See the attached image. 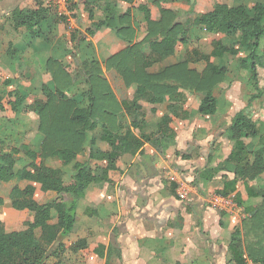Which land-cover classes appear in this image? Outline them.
I'll use <instances>...</instances> for the list:
<instances>
[{"label":"trees","instance_id":"obj_1","mask_svg":"<svg viewBox=\"0 0 264 264\" xmlns=\"http://www.w3.org/2000/svg\"><path fill=\"white\" fill-rule=\"evenodd\" d=\"M68 1L75 8L83 2L89 11V19L93 20L94 5L85 0H78L76 4L74 0ZM161 1L154 0V4L159 6ZM253 1L247 6L244 0H226L200 15H195L191 7L182 20L174 12L159 7V19L151 21L149 10L142 7L145 35L138 42H134L135 32L129 23V13L117 17L118 27L113 22L114 16H106L104 20L93 21L86 34L92 36L101 26H106L121 37L128 33L130 45L111 56L104 66L95 61H82L79 73L73 75L60 62L48 60L54 91L39 84L46 101L35 100L28 108L39 121L37 148L25 149L27 162L17 171H14V151L0 153V181L14 182L9 206L32 214L31 221L23 223L22 229L11 232L5 230L0 220V264H61L77 252L86 251L85 240H67L79 230L76 210L86 189L92 183L108 182L111 175H120L116 159L122 154L137 152L144 142L161 151L164 142L171 138L169 124L172 119L186 120L191 113L184 109L186 95L181 89L202 95L197 109L200 116L215 114L218 101L213 91L224 81L227 69L215 64L214 60L243 52L245 56L240 59V67L248 70L255 80L256 68L264 69V46L260 48L264 43V0ZM50 15V8L40 4L34 8H16L12 11V25L14 29L24 27L33 32ZM204 34L220 35L212 43L209 53H205L203 46ZM75 40L73 34L72 41ZM168 57H175L177 63L161 68V62ZM77 76L87 89L68 96L66 91ZM130 88L134 90L132 99L128 93ZM138 99L149 104L168 101L167 113L154 134L146 131L150 117L145 116ZM22 101V97H17L11 105L12 110H17ZM127 119L131 120L128 122ZM98 129L109 152H90L89 159L107 162L105 168L93 170L78 156L84 150L86 134ZM134 130L139 132L137 136ZM225 134L233 144L231 152L208 173L212 177L213 172L220 169L234 174V179L223 185V191L217 192L220 196L226 197L238 182L246 184L248 195L247 201L240 197L234 200L242 207L246 218L232 234L228 246L229 263L264 264V188L258 190L248 186L264 174V133L258 130L247 112L239 111L232 117ZM173 154L186 158L175 149ZM37 159L41 160L40 164ZM48 159L57 160L63 169L72 171L69 185L63 182L62 168L46 167L42 163ZM202 179L206 180L207 176L204 174ZM20 181L29 184L20 189L15 184ZM36 191L54 192L56 198L41 204L34 199ZM255 198L261 201L252 202ZM4 203L0 198V210Z\"/></svg>","mask_w":264,"mask_h":264},{"label":"crops","instance_id":"obj_2","mask_svg":"<svg viewBox=\"0 0 264 264\" xmlns=\"http://www.w3.org/2000/svg\"><path fill=\"white\" fill-rule=\"evenodd\" d=\"M77 1L74 0V3ZM85 1L95 6L93 20L89 19V11L83 2H79L78 6L73 8L80 10L84 6L82 9L85 14L81 13L80 18L75 19L77 27L88 25V29L93 21L104 20L106 16H114L116 19L113 22L118 27L120 22L117 17L129 13V23L135 32L134 42L140 41L145 35L142 7L149 10L151 21L159 19V7L174 12L181 20L193 4V0H162L159 6L154 4V0H134L133 3L123 0ZM52 2L54 3L53 0H0V153L14 151V171L27 162L25 149L37 148L39 121L33 113H29L28 108L35 100L46 101L40 92L39 84L54 91L52 76L47 67L48 60L60 62L69 73L75 75L79 73L82 61H95L104 66L111 56L130 45L128 33L121 37L106 26H101L92 36L85 32V35L75 41H72V35L69 39L65 32L69 44L61 47L55 45L58 41L53 42L51 35L55 30L54 23L57 22L58 26L60 18L54 19L55 15L50 7ZM37 4L50 8L51 12L50 17L38 26L45 25L48 30L47 34L43 35L44 38L37 34L38 27L31 32L24 27L14 29L12 25L14 9L34 8ZM207 35L211 34H204V37ZM70 47H75L76 50L68 53L67 49ZM109 48L115 50L110 52ZM176 63L175 57H168L161 62L160 67L165 68ZM86 89L87 86L77 76V80L66 94L73 96ZM183 92L186 95V92ZM128 93L132 99L133 88H130ZM17 97H22L23 101L14 111L11 105ZM140 105L145 116L150 117V121L145 125L146 131L156 133L158 123L167 113L168 101L158 104L145 101ZM250 105L249 100L245 107L227 116L226 103L224 108L219 109L217 106L214 115L200 116L196 114L199 103L197 107L192 108L188 105L186 97L184 109L190 110L191 113L186 120L172 119L169 124L171 138L164 142L161 151L144 142L137 152L122 154L116 159L115 164L121 172L120 175H111L108 182L92 183L86 189L76 210L79 216V230L76 234L68 236L67 240H85L88 249L77 252L74 257L64 260L61 264H230L228 246L232 234L240 228L246 216L242 207H238L234 200L240 197V200L247 201V188L245 183L238 182L226 197H220L217 192L223 191V185L232 181L234 174L216 169L218 171L213 172L211 177L208 171L223 162L231 152L233 144L227 139L225 131L231 125L234 114L245 111L252 120L256 119L255 112H252L254 108ZM193 114L198 115L197 118L191 119ZM129 120L131 119H127L128 122ZM260 126L259 129L256 124L258 130L264 133L263 124ZM133 133L137 136L139 132L134 130ZM196 133L198 135L194 137ZM100 136L99 129L87 133L84 150L78 156L81 162L88 163L93 170L107 166L105 160L89 159L91 151L109 152L108 145L101 141ZM173 149L186 158L175 156ZM36 162L40 164L41 160L37 159ZM42 163L46 167L62 168L57 160L48 159ZM62 170L63 182L69 185L72 171L67 168ZM168 171L177 172L183 180L189 182L192 190L187 201L178 200L176 185L165 178ZM202 174L207 176L206 180L202 179ZM263 178L264 174L248 183V186L258 190L264 188L256 185ZM13 184L14 182L0 181V198L5 201L0 210V220L3 224L5 223L1 214L4 210L28 212L17 211L9 206ZM15 184L24 189L29 183L20 181ZM54 198V192L36 191L34 194V199L41 204ZM251 200L254 203L261 201L260 198ZM226 202L233 204L234 208L227 210L229 206H226ZM66 257H69L68 254Z\"/></svg>","mask_w":264,"mask_h":264},{"label":"rangeland","instance_id":"obj_3","mask_svg":"<svg viewBox=\"0 0 264 264\" xmlns=\"http://www.w3.org/2000/svg\"><path fill=\"white\" fill-rule=\"evenodd\" d=\"M50 4V7L52 9V13L55 15V18H60V21L58 26L57 22L54 23L55 30L52 32L51 38H53V42L56 40L58 42L55 43L57 46H66L69 44V40L65 37V32L67 33V36H69V39H71V35L75 34L76 39L81 38V35H85L86 26H80L77 27L75 23L76 18H80L81 13L85 14V11H83L82 7L80 10L77 8L75 10L73 7H71V1L68 0H53ZM226 0H193V4H191L195 15H199L203 12L208 11L211 9L214 3L216 2H225ZM245 4L247 6H251L253 4V0H244ZM92 4V3H89ZM71 10L69 11V9ZM79 10V11H78ZM71 12H74L71 14ZM60 14V15H59ZM59 15V16H58ZM73 19V21H72ZM182 20V19H181ZM77 27V28H76ZM90 27V26H89ZM49 29V28H48ZM47 29L45 25H41L36 29L37 34L39 37H43L44 34H47ZM56 35L59 37H56ZM204 37V35H203ZM220 37L219 34H211L204 37V43L203 46L205 47V53H209L212 50V43L217 40ZM71 42V40H70ZM102 44H100V47ZM264 43L261 44L260 48H263ZM65 49V48H64ZM76 48L70 47L69 50L67 49V52L69 51H75ZM115 48H109V51H114ZM243 55H245L243 52H240L236 56H229L225 55L222 60L216 59L214 60L215 64H223L226 66L227 74L225 77V81H223L220 85H218L213 93L218 101V108H224L223 105L227 103L228 108L226 109L228 111V114H232L234 111L239 110L242 107H245L248 103V101H251V107L254 108L252 112H255L256 119H253L255 124H257V127L260 129V124H263L264 126V70L257 67L256 72V78L255 80L252 79L251 73L247 70L240 68V58H242ZM69 67V66H67ZM191 67V65H190ZM66 68V67H65ZM67 70V69H66ZM68 71V70H67ZM69 72V71H68ZM39 80V79H38ZM37 76L34 78V82L36 83ZM186 92V97L188 101V105L192 108L197 107L202 95L198 93H194L190 90H182ZM138 102L140 104L142 102H145L143 99H138ZM145 111V110H144ZM196 114L197 111H196ZM198 115H192L191 119L197 118ZM224 124V121H222ZM198 133L194 134L193 136L196 137ZM198 150L201 148L198 146ZM45 161V160H44ZM43 161V162H44ZM67 180H69V177H67ZM259 187H264V178L258 181V184H256ZM32 217V214L28 212H20L17 213L16 211L4 210L1 214V219L4 221L5 230L10 232L13 230H19L23 228V223L25 221H30ZM246 218V216H245ZM38 235V232H37Z\"/></svg>","mask_w":264,"mask_h":264},{"label":"built area","instance_id":"obj_4","mask_svg":"<svg viewBox=\"0 0 264 264\" xmlns=\"http://www.w3.org/2000/svg\"><path fill=\"white\" fill-rule=\"evenodd\" d=\"M165 178L167 181L172 182L176 185V194H177L178 200L180 202L187 201L190 195V192L192 190L189 182H187L186 180H183L177 172L175 173V172L168 171L165 174ZM226 206H229V208H226L227 210L229 209V211L234 208L233 204H231L230 202H226Z\"/></svg>","mask_w":264,"mask_h":264}]
</instances>
